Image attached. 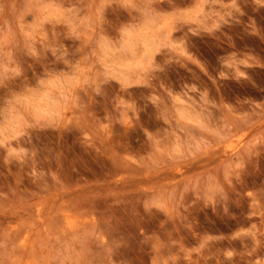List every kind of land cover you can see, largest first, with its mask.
I'll return each mask as SVG.
<instances>
[{
	"label": "rangeland",
	"instance_id": "374dc122",
	"mask_svg": "<svg viewBox=\"0 0 264 264\" xmlns=\"http://www.w3.org/2000/svg\"><path fill=\"white\" fill-rule=\"evenodd\" d=\"M0 264H264V0H0Z\"/></svg>",
	"mask_w": 264,
	"mask_h": 264
}]
</instances>
